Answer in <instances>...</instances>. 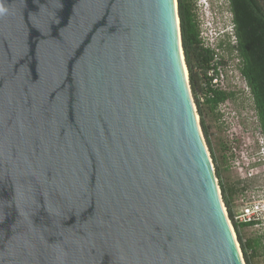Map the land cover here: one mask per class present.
Segmentation results:
<instances>
[{"label":"water","instance_id":"1","mask_svg":"<svg viewBox=\"0 0 264 264\" xmlns=\"http://www.w3.org/2000/svg\"><path fill=\"white\" fill-rule=\"evenodd\" d=\"M177 0H0V264H246Z\"/></svg>","mask_w":264,"mask_h":264},{"label":"rangeland","instance_id":"2","mask_svg":"<svg viewBox=\"0 0 264 264\" xmlns=\"http://www.w3.org/2000/svg\"><path fill=\"white\" fill-rule=\"evenodd\" d=\"M203 1L190 0L203 46L213 50L212 68L208 70V76L215 77L219 89L233 93V97L225 100L214 110L208 105L203 106L210 145L204 133L203 135L214 168L216 170L217 165L220 170L222 182L227 185L241 181L248 185L244 192L237 193L232 199L235 214L255 194L256 189L264 185V161L263 154H260L263 135L252 94L240 73V62L235 50V37L228 34V36L215 41L211 38L222 28H228L233 32L231 17L229 13H224L217 17L215 23L207 21L209 14L205 10ZM217 7L218 3L216 2L213 9H218ZM225 8L228 9L227 3ZM213 81L215 82V80ZM200 100L204 103L205 95L203 93ZM198 118L200 119L199 113ZM213 155L216 158V163L213 160ZM260 159L262 160L259 162ZM230 221L234 227L231 218ZM240 230L244 239H255L258 242L259 252L254 258V264H264V234H262L264 229L249 226Z\"/></svg>","mask_w":264,"mask_h":264},{"label":"trees","instance_id":"3","mask_svg":"<svg viewBox=\"0 0 264 264\" xmlns=\"http://www.w3.org/2000/svg\"><path fill=\"white\" fill-rule=\"evenodd\" d=\"M178 8L189 81L197 111L200 114L202 130L210 145L203 106L208 105L214 110L225 100L233 97V93L215 88L211 84L214 77L208 76V70L212 68L213 50L203 46L190 0H178ZM232 8L235 13L236 25L234 29L235 49L241 60L240 71L251 90L259 124L264 135V4L260 0H232ZM200 93L205 95L204 103L199 98ZM213 160L216 163L214 155ZM216 174L219 179L223 201L233 221L245 262L246 264H254V258L259 252L258 242L255 239H244L240 229L250 225L240 224L234 220L232 205L233 197L237 193L244 192L248 185L243 184L241 181L224 184L217 165Z\"/></svg>","mask_w":264,"mask_h":264},{"label":"built area","instance_id":"4","mask_svg":"<svg viewBox=\"0 0 264 264\" xmlns=\"http://www.w3.org/2000/svg\"><path fill=\"white\" fill-rule=\"evenodd\" d=\"M213 80H215V82ZM213 80L211 82L212 86L218 88L215 77ZM201 95L202 93L199 94V98H201ZM261 143L263 145H261L260 154H263L262 159L264 161V137ZM262 159H260L259 162ZM234 220L240 224H249L257 229H264V185L258 187L255 194L235 212Z\"/></svg>","mask_w":264,"mask_h":264},{"label":"clouds","instance_id":"5","mask_svg":"<svg viewBox=\"0 0 264 264\" xmlns=\"http://www.w3.org/2000/svg\"><path fill=\"white\" fill-rule=\"evenodd\" d=\"M212 1V4L209 5V3H211ZM216 2L218 3V9H213V5L215 3L216 5ZM226 2V0H204L203 3L205 4V10L207 12V14H209V19H207V21H210V22H213L215 23L217 17L221 16L222 14L225 13V8H224V3ZM206 29H208L206 27ZM233 30V29H231ZM232 31H230L228 28H222L220 29L218 32L214 33L211 38L214 39L213 41L215 40H219V38L221 37H225V36H228L229 35H232ZM257 154L259 155V153L257 152Z\"/></svg>","mask_w":264,"mask_h":264},{"label":"flooded vegetation","instance_id":"6","mask_svg":"<svg viewBox=\"0 0 264 264\" xmlns=\"http://www.w3.org/2000/svg\"><path fill=\"white\" fill-rule=\"evenodd\" d=\"M263 4H264V0H260ZM226 3H227V8L228 9H226L225 8V6H226ZM224 8H225V13H229V15H230V19H231V21H232V25H233V33H232V35H233V37H235V35H234V29H235V13H234V10H233V8H232V0H226V2L224 3ZM235 48H236V39H235ZM236 50V49H235ZM236 53H237V51H236ZM238 59H239V62L241 61L240 60V58H239V56H238ZM240 65H241V62H240ZM240 73H241V71H240ZM241 75H242V73H241ZM242 77H243V79L245 80V78H244V76L242 75ZM246 81V80H245ZM246 83H247V81H246ZM248 85V84H247ZM249 87V86H248ZM250 89V88H249ZM250 92H251V90H250ZM252 94V93H251ZM262 131V130H261ZM262 135H263V133H262ZM263 137H264V135H263Z\"/></svg>","mask_w":264,"mask_h":264}]
</instances>
